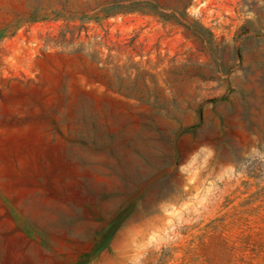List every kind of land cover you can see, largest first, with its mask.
Returning a JSON list of instances; mask_svg holds the SVG:
<instances>
[{
	"label": "rangeland",
	"instance_id": "1",
	"mask_svg": "<svg viewBox=\"0 0 264 264\" xmlns=\"http://www.w3.org/2000/svg\"><path fill=\"white\" fill-rule=\"evenodd\" d=\"M0 264H264V0H0Z\"/></svg>",
	"mask_w": 264,
	"mask_h": 264
},
{
	"label": "trees",
	"instance_id": "2",
	"mask_svg": "<svg viewBox=\"0 0 264 264\" xmlns=\"http://www.w3.org/2000/svg\"><path fill=\"white\" fill-rule=\"evenodd\" d=\"M151 11H153L154 13H157V14L162 15V13L161 12H158V10L152 9Z\"/></svg>",
	"mask_w": 264,
	"mask_h": 264
}]
</instances>
